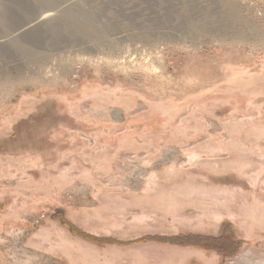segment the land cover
Here are the masks:
<instances>
[{
    "label": "rangeland",
    "instance_id": "obj_1",
    "mask_svg": "<svg viewBox=\"0 0 264 264\" xmlns=\"http://www.w3.org/2000/svg\"><path fill=\"white\" fill-rule=\"evenodd\" d=\"M0 264H264V0H0Z\"/></svg>",
    "mask_w": 264,
    "mask_h": 264
}]
</instances>
